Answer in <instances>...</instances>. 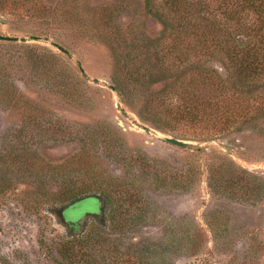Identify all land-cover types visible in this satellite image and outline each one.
Here are the masks:
<instances>
[{"label": "rangeland", "instance_id": "374dc122", "mask_svg": "<svg viewBox=\"0 0 264 264\" xmlns=\"http://www.w3.org/2000/svg\"><path fill=\"white\" fill-rule=\"evenodd\" d=\"M188 3L228 22L218 0ZM258 17L225 24L230 50L254 43ZM175 23L167 0H0V264H264V71L243 83L222 53L192 56L237 122L154 116L151 97L191 90L194 71L173 84L165 56ZM146 47L162 65L129 85ZM95 197L103 214L87 217Z\"/></svg>", "mask_w": 264, "mask_h": 264}, {"label": "trees", "instance_id": "16d2710c", "mask_svg": "<svg viewBox=\"0 0 264 264\" xmlns=\"http://www.w3.org/2000/svg\"><path fill=\"white\" fill-rule=\"evenodd\" d=\"M218 1L220 10L228 20V22H225L226 20L223 22L224 27L219 22H207L201 15L195 14L194 6L190 5L188 0H167L176 21L170 27V30L173 34L172 37L175 36L178 41L177 46L170 48V50L167 49V55H165L169 58V62L172 61V66L180 71L178 77H174L173 84L181 79L185 80L189 71H194L192 72L194 74L189 78L192 83L190 91L185 89L172 91L167 87L155 97H151V101L156 106L154 116L177 124L188 125L189 127L205 128V125H211L215 128L220 125L225 129L237 122V112L231 108L232 106L227 101L229 99V97L227 99L226 95L227 83L221 82V76L217 73L215 74V71L189 69L190 61L192 56L197 58L202 57L206 53L220 52L234 66V71L241 82L245 83L243 77L262 74L264 71L262 67L264 59V27L258 26L256 28L254 43L247 44L241 49L237 47V50H230L231 47H235L229 42L233 40V37L226 25L229 26V22H232L235 26L234 29L239 32L240 30L243 31L245 25L242 22L245 10L258 15L257 19L264 23L263 19H260L264 13V0ZM230 8L237 9L233 16L229 13ZM134 60H138L137 63L139 64L134 63ZM152 62L155 63L152 64ZM131 63L137 66L127 82H129V85L131 81L133 84H140L141 86L150 83L148 81L153 77V66L155 64L156 66L157 64L162 65L160 61L158 63L157 61H152L149 47H146L144 52L132 57ZM253 80L250 79L251 82ZM119 84L117 90L126 91L124 82L122 83L121 81ZM196 87L209 92L211 94L210 99L204 103L195 102L190 95L196 96L198 94Z\"/></svg>", "mask_w": 264, "mask_h": 264}, {"label": "water", "instance_id": "95a60500", "mask_svg": "<svg viewBox=\"0 0 264 264\" xmlns=\"http://www.w3.org/2000/svg\"><path fill=\"white\" fill-rule=\"evenodd\" d=\"M117 122H118V125H120L121 127H123V129H125L124 128V124H123V122L121 120L118 119ZM164 140L169 142V143H172L174 145H180L181 146V145L184 144L183 141L178 140V139H174V138H171V137H164ZM88 197H94V196H88ZM85 198H87V197H85ZM95 198H97V197H95Z\"/></svg>", "mask_w": 264, "mask_h": 264}, {"label": "flooded vegetation", "instance_id": "af4514ba", "mask_svg": "<svg viewBox=\"0 0 264 264\" xmlns=\"http://www.w3.org/2000/svg\"><path fill=\"white\" fill-rule=\"evenodd\" d=\"M98 201H99V203H98L97 212H90V213L87 214V217H97V216H101L103 214V202L100 199ZM73 206L74 205H71L70 207H73Z\"/></svg>", "mask_w": 264, "mask_h": 264}]
</instances>
